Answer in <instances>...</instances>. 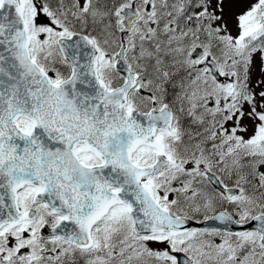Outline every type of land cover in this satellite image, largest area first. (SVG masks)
<instances>
[{"label":"snow or ice","instance_id":"snow-or-ice-1","mask_svg":"<svg viewBox=\"0 0 264 264\" xmlns=\"http://www.w3.org/2000/svg\"><path fill=\"white\" fill-rule=\"evenodd\" d=\"M0 264H264V0H0Z\"/></svg>","mask_w":264,"mask_h":264}]
</instances>
